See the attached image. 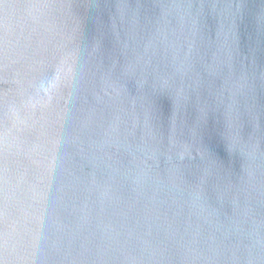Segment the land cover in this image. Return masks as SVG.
Returning a JSON list of instances; mask_svg holds the SVG:
<instances>
[{"label":"water","instance_id":"water-1","mask_svg":"<svg viewBox=\"0 0 264 264\" xmlns=\"http://www.w3.org/2000/svg\"><path fill=\"white\" fill-rule=\"evenodd\" d=\"M0 264H264V0H0Z\"/></svg>","mask_w":264,"mask_h":264}]
</instances>
